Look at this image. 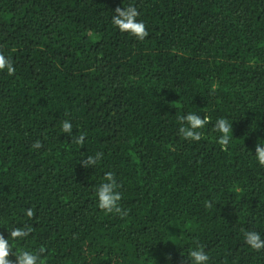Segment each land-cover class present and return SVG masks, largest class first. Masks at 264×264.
I'll use <instances>...</instances> for the list:
<instances>
[{
	"label": "trees",
	"instance_id": "1",
	"mask_svg": "<svg viewBox=\"0 0 264 264\" xmlns=\"http://www.w3.org/2000/svg\"><path fill=\"white\" fill-rule=\"evenodd\" d=\"M128 5L143 41L112 24ZM0 53L15 68L0 71L12 264L22 250L37 264H191L197 245L208 264H264L244 239H264V0H0ZM189 113L209 119L199 141L179 133ZM220 118L232 124L226 147ZM107 172L126 216L97 206Z\"/></svg>",
	"mask_w": 264,
	"mask_h": 264
},
{
	"label": "clouds",
	"instance_id": "2",
	"mask_svg": "<svg viewBox=\"0 0 264 264\" xmlns=\"http://www.w3.org/2000/svg\"><path fill=\"white\" fill-rule=\"evenodd\" d=\"M139 12L136 7L128 5L126 7H117L112 15V24L122 33H128L134 36L137 40L143 41L148 36L146 25L143 21L138 20ZM7 70L9 75L15 73V68L9 58L3 53H0V71ZM179 121L181 127L179 133L186 140L199 141L202 138V134L199 131L203 129L209 122L207 117L201 118V116L195 113H189L186 116H180ZM62 131L70 134L72 132V124L70 121H64L62 124ZM215 131L221 133L218 143L221 146L226 147L229 144L232 135V124H229L228 120L220 118L216 121ZM85 141V135L80 134L75 137L73 142L82 145ZM34 148H40L42 145L39 141L33 144ZM103 154L96 153L94 156H86L82 159L81 166L84 168H90L96 165L101 159ZM255 158L259 165L264 166V143H257L255 146ZM119 185L116 182L114 174L107 172L103 177V182L96 191L98 199V208L101 211L112 214L115 213L121 217L127 215V210L120 206L122 199L121 193L118 191ZM209 206L210 205H206ZM27 215L31 217L33 212L28 210ZM30 229L16 228L11 231L10 238L12 240L24 239L29 235ZM244 239L246 244L255 251L264 250V239L256 231H246L244 233ZM11 246L9 239L0 235V264H12L11 259ZM191 264H208L209 255L204 251L202 245H197L189 253ZM39 254H34L27 250H22L17 256L18 264H37L39 260ZM168 259H171L169 256Z\"/></svg>",
	"mask_w": 264,
	"mask_h": 264
}]
</instances>
